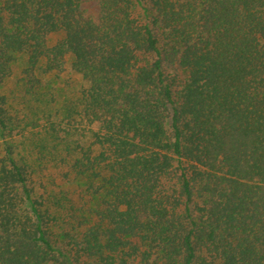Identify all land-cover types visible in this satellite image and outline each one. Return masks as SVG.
<instances>
[{"label":"trees","instance_id":"1","mask_svg":"<svg viewBox=\"0 0 264 264\" xmlns=\"http://www.w3.org/2000/svg\"><path fill=\"white\" fill-rule=\"evenodd\" d=\"M97 2L0 0V264H264V0Z\"/></svg>","mask_w":264,"mask_h":264},{"label":"rangeland","instance_id":"2","mask_svg":"<svg viewBox=\"0 0 264 264\" xmlns=\"http://www.w3.org/2000/svg\"><path fill=\"white\" fill-rule=\"evenodd\" d=\"M80 6L86 15L96 19L99 8L97 0H81ZM59 36V34L51 35L50 41L56 40ZM47 81L48 83L44 84L43 89L60 96L71 93L79 85V79L69 71L66 65L62 71L58 72L57 77L48 78Z\"/></svg>","mask_w":264,"mask_h":264}]
</instances>
